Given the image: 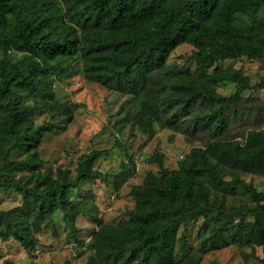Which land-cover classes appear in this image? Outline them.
<instances>
[{
  "label": "trees",
  "instance_id": "obj_1",
  "mask_svg": "<svg viewBox=\"0 0 264 264\" xmlns=\"http://www.w3.org/2000/svg\"><path fill=\"white\" fill-rule=\"evenodd\" d=\"M263 6L264 0H0V135L7 145L0 144V188L23 198L21 206L0 210V236L11 235L25 247L33 246L31 223L49 220L56 210L74 224L79 210L70 192L84 180L107 176L93 167V150L77 157L73 175L68 167H44L38 147L54 125L34 124L23 96L13 91L18 87L43 95L42 79L60 76L61 60L76 55L87 79L117 91L143 92L133 119L149 138L157 133L155 125L179 129L184 124L191 125L192 132L206 130L209 136L205 148H194L192 160L181 163L179 170L150 173L132 189L135 205L127 221L99 224L96 236L107 261L175 264L180 226L214 211L218 217L211 228L212 247L227 242L226 233L240 245L255 236L263 238L264 192L247 185L259 203L236 209L196 196L197 179L205 173L225 188L246 185L237 179L222 180L210 156L233 168L264 171V128L247 130L242 147L219 137L236 113L229 110L251 86L249 76L240 68H229L198 80L188 81L187 76L174 80L167 62L182 43L196 48L202 69L219 59H264V14H258ZM13 51L20 56L14 58ZM221 80L233 82L235 91L216 92L214 86ZM256 85L264 87V79ZM197 102L205 106L198 109ZM251 107L258 110L264 102ZM60 108L71 120L70 106ZM116 143L133 166L132 154L119 140ZM21 149L27 151L23 158H10L11 150ZM18 167L28 171L25 181L8 175ZM236 215L241 220L231 224L229 218ZM248 217L253 219L250 227L244 221Z\"/></svg>",
  "mask_w": 264,
  "mask_h": 264
},
{
  "label": "rangeland",
  "instance_id": "obj_2",
  "mask_svg": "<svg viewBox=\"0 0 264 264\" xmlns=\"http://www.w3.org/2000/svg\"><path fill=\"white\" fill-rule=\"evenodd\" d=\"M264 14V6L258 9ZM245 18V15H240ZM196 48L189 43L178 45L169 55L168 64L172 79L179 77L201 78L215 70L240 68L249 76L251 86L240 93V98L229 110H236L234 116L219 137L237 141L242 147L246 143L247 130L264 128V107H251L264 102V87L256 83L264 79V59L245 56L219 59L208 68L202 69L194 55ZM14 58L20 53L13 51ZM60 76L44 77L43 95L29 94L27 89L13 87L23 96L34 124L52 123L53 130L44 134L39 144V156L44 167L70 168L75 172L77 157L83 152L96 153L94 168L107 174L105 179L84 180L70 192L79 210L72 224L61 210L53 212L45 222H32L36 243L25 247L15 237L0 236V264H120L107 261L100 252L96 232L101 225H120L128 220V212L135 205L132 189L143 183L148 174H161L164 169L179 170L181 163L192 160L194 148H205L209 136L206 130L192 132L191 125L157 128L153 137H148L138 128L133 114L140 109L143 92L139 95L109 89L98 81L84 76L78 56L61 60ZM236 85L227 80L216 82L214 89L220 94H230ZM55 104V108L51 105ZM69 105L71 120L61 112L60 105ZM204 104L196 103L202 108ZM205 106V105H204ZM217 107L218 103L212 105ZM168 115H170L168 113ZM185 120V118H183ZM119 140L132 154L134 165L125 158L123 150L116 143ZM7 142V141H6ZM3 138L0 135V144ZM7 146L6 143L2 147ZM27 153L25 149L11 150L10 158L17 160ZM222 180H241L246 185L223 187L209 175H200L196 182V196L200 201L223 202L231 208L253 207L257 200L247 191V185L264 192V171L233 168L210 156ZM9 176L27 179L28 171L15 168ZM23 204L20 193L0 188V210L14 209ZM216 211L207 218L200 216L194 221L182 224L177 233L175 264H264V235L255 236L247 244L240 245L226 233L227 242L218 247L210 245L211 228L217 219ZM236 224L239 215L229 218ZM251 226L253 219H244ZM264 224V222H263Z\"/></svg>",
  "mask_w": 264,
  "mask_h": 264
}]
</instances>
